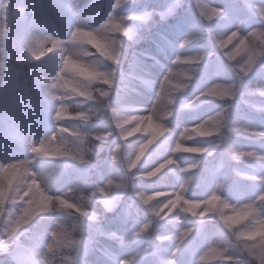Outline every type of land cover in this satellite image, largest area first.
<instances>
[{"label":"clouds","instance_id":"obj_1","mask_svg":"<svg viewBox=\"0 0 264 264\" xmlns=\"http://www.w3.org/2000/svg\"><path fill=\"white\" fill-rule=\"evenodd\" d=\"M0 264H264V0H0Z\"/></svg>","mask_w":264,"mask_h":264}]
</instances>
